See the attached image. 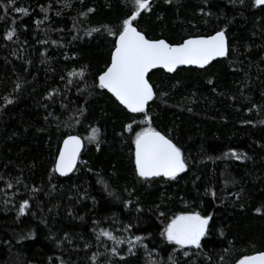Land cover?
<instances>
[{
	"label": "trees",
	"instance_id": "trees-1",
	"mask_svg": "<svg viewBox=\"0 0 264 264\" xmlns=\"http://www.w3.org/2000/svg\"><path fill=\"white\" fill-rule=\"evenodd\" d=\"M8 3L0 0V264H150L149 251L161 264H172L169 257L177 264H237L264 251V6L154 0L142 13L137 26L149 38L180 43L224 29L229 44L227 56L202 69L149 74L157 93L149 104L152 126L182 147L189 166L175 180L145 181L135 170L134 136L124 128L145 117L97 79L115 41L106 29L120 27L125 0H16L5 11ZM93 28L101 31L86 36ZM81 68L83 79L68 76ZM97 126L99 150L87 141ZM66 134L80 135L85 146L75 170L60 176L55 161ZM233 150L247 158L225 155ZM181 211L213 217L201 249H181L159 235ZM101 229L144 239L135 255L125 243L113 256L114 242L99 236Z\"/></svg>",
	"mask_w": 264,
	"mask_h": 264
},
{
	"label": "snow or ice",
	"instance_id": "snow-or-ice-1",
	"mask_svg": "<svg viewBox=\"0 0 264 264\" xmlns=\"http://www.w3.org/2000/svg\"><path fill=\"white\" fill-rule=\"evenodd\" d=\"M171 3V0H166ZM241 4L244 0H239ZM16 0H9L8 7H14ZM154 5V0H125V7L129 9L120 27L116 30L107 28L106 31L115 37L113 50L111 52L110 63L106 65L98 76V86L112 93L114 97L127 110L133 114H142L144 121L132 120L124 125L125 131L134 136V165L138 177L145 181L155 177H168L175 180L177 176L185 172L188 162L181 146H178L168 134L158 131L152 126L153 118L148 115L149 102L153 101L157 93L154 85L149 82V73L157 67H163L169 72H174L180 65H199L204 67L217 57H224L228 54L229 47L225 30L216 31L215 34L207 36H190L180 43H170L166 39L149 38L143 30L137 26L142 13H150ZM255 6H264V0H254ZM16 12L27 13L25 8H14ZM88 9V12H94ZM88 12L83 13L87 16ZM47 19V17H46ZM39 24L40 22L37 21ZM75 27V25H74ZM100 28H93L85 31L86 36H91L93 32H100ZM16 36V29L13 27L6 33V38L12 40ZM78 37H73L76 39ZM55 43V42H53ZM86 69L68 72L69 77L85 76ZM61 79H64L62 77ZM72 80H68L71 84ZM17 89L20 87L17 84ZM58 91V90H54ZM50 98L53 93H50ZM6 104L13 103V100L6 99ZM81 116L84 109L77 110ZM47 119V118H46ZM79 123V121H77ZM146 124L140 127V124ZM135 125V127H134ZM140 127L139 131L136 128ZM88 143H95L97 150L103 143V129L92 127L90 135L87 136ZM63 147L55 161L54 171L61 175H67L76 168L80 158L81 150L85 146V141L80 135L66 134L62 140ZM225 155H232L237 160L247 158L246 154H239L235 150ZM3 179V177H0ZM101 183H105L103 178ZM8 188H12L11 182L7 183ZM105 187L108 185L105 183ZM110 194H113L110 192ZM211 194L215 196V192ZM29 208V202L23 201L18 212L23 215ZM259 211V209H257ZM161 216L165 213L161 212ZM211 215H202L198 211H181L178 215L172 216L163 231L159 233L169 243L180 246L181 249L194 246L196 249L202 248V240L210 231ZM132 225H128L124 231H129ZM29 235H33L30 233ZM99 236L108 237L114 242L110 249L113 256H119L117 246L127 243L128 253L135 255L138 244H142L143 237L135 236L127 239L117 237L112 231L101 229ZM98 236V238H99ZM145 249L147 246L144 245ZM187 251L184 255H188ZM150 264H161L160 261L151 259L152 253L149 251ZM92 259L98 260L94 254ZM121 259H124L121 257ZM172 264H177L172 257H169ZM61 264H64L62 261ZM109 264L111 262L109 261ZM238 264H264V251L253 255H245L238 260Z\"/></svg>",
	"mask_w": 264,
	"mask_h": 264
},
{
	"label": "water",
	"instance_id": "water-1",
	"mask_svg": "<svg viewBox=\"0 0 264 264\" xmlns=\"http://www.w3.org/2000/svg\"><path fill=\"white\" fill-rule=\"evenodd\" d=\"M215 34V33H214ZM226 35V34H225ZM227 37V36H226ZM162 39V38H161ZM227 41H228V38H227ZM228 47H229V44H228ZM227 56V55H226ZM225 57V56H224ZM224 57H217V58H215L214 60H212V61H210L207 65H205L204 67H206V66H208L211 62H213V61H215V60H217V59H222V58H224ZM189 68V67H193V68H199V69H202V68H204V67H200L199 65H180V66H178L177 67V69H179V68ZM156 69H162V70H164L166 73H169V74H172V73H174V72H169L167 69H164L162 66L161 67H157ZM156 69H153L152 71H154V70H156ZM151 71V72H152ZM150 72V73H151ZM149 73V74H150ZM149 82H150V80H149ZM151 83V82H150ZM110 93V92H109ZM113 97H114V95L112 94V93H110ZM115 98V97H114ZM116 99V98H115ZM117 100V99H116ZM117 102L119 103V101L117 100ZM151 103V101L149 102V104ZM120 104V103H119ZM121 105V104H120ZM123 106V105H122ZM124 107V106H123ZM125 108V107H124ZM129 111V110H128ZM73 135H76V134H73ZM66 138V137H65ZM63 147V144H62V142H61V145H60V148H59V150L61 149ZM83 150H84V148L81 150V154H80V157H81V155H82V153H83ZM58 154H59V152H58ZM58 156V155H57ZM79 160H80V158H79ZM79 160H78V162H79ZM78 162H77V164H78ZM77 166V165H76ZM75 169H73V171H74ZM73 171H71V172H69L67 175H61L59 172H57V174L58 175H60V176H68V175H70ZM155 178H157V177H155ZM164 178H168V177H164ZM151 179V178H150ZM253 255V254H252ZM238 264V263H237Z\"/></svg>",
	"mask_w": 264,
	"mask_h": 264
}]
</instances>
